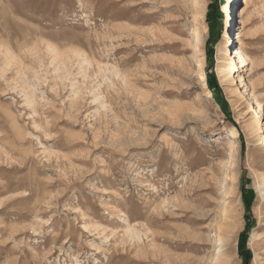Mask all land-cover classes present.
<instances>
[{
	"label": "rangeland",
	"instance_id": "rangeland-1",
	"mask_svg": "<svg viewBox=\"0 0 264 264\" xmlns=\"http://www.w3.org/2000/svg\"><path fill=\"white\" fill-rule=\"evenodd\" d=\"M244 2L0 0V264H264V0Z\"/></svg>",
	"mask_w": 264,
	"mask_h": 264
},
{
	"label": "bare ground",
	"instance_id": "bare-ground-1",
	"mask_svg": "<svg viewBox=\"0 0 264 264\" xmlns=\"http://www.w3.org/2000/svg\"><path fill=\"white\" fill-rule=\"evenodd\" d=\"M244 4L246 5L247 4V0H245V2H244ZM241 17H242V19H241V21L239 22V23H241V27L239 28V35H238V37H237V39L235 40V42L233 41L232 42V44L234 45H240L241 44V40H242V37H243V33H244V24H245V7H244V9H241ZM200 17V16H199ZM205 30V29H204ZM226 31H227V34H226V36H228V38L230 37V33H231V31H230V22H228V24H227V27H226ZM200 32H203V31H201L200 30ZM197 33V43H196V45H195V47L196 46H198V44H200V41H201V38H202V33ZM226 45H227V47H228V49H229V43H226ZM196 49V48H195ZM234 51V52H233ZM234 53V57H231V55ZM233 59H237L238 60V63L241 65L240 66V68H243V67H246V65H247V60H248V58L245 56V55H243V53H242V51L239 49V48H237V47H234V48H231L230 49V58H229V60H228V68L229 69H232L235 65H236V63L234 62L233 63ZM238 134H239V132L235 129V128H233V136L234 137H238ZM261 194H263V196H264V184H263V187H262V189H261ZM183 218V217H182ZM185 218H186V216H185ZM188 221V220H187ZM199 221V220H198ZM127 226H128V228H127V233H130L131 235H133L134 237L135 236H138V230L137 229H132L131 227H130V225H129V223H127ZM261 227H264V224H262L261 225ZM134 228V227H133ZM183 230V229H182ZM185 230V229H184ZM183 230V231H184ZM183 231H182V234H184V233H186V232H184L183 233ZM186 231V230H185ZM188 232H190V231H188ZM191 233V232H190ZM189 234V233H188ZM192 234V233H191ZM190 234V235H191ZM262 234V233H261ZM259 236H263L264 237V233L262 234V235H259ZM191 237V236H190ZM192 245H194V244H192Z\"/></svg>",
	"mask_w": 264,
	"mask_h": 264
},
{
	"label": "trees",
	"instance_id": "trees-1",
	"mask_svg": "<svg viewBox=\"0 0 264 264\" xmlns=\"http://www.w3.org/2000/svg\"><path fill=\"white\" fill-rule=\"evenodd\" d=\"M209 84L211 88H213V86L215 85L214 81H211Z\"/></svg>",
	"mask_w": 264,
	"mask_h": 264
},
{
	"label": "built area",
	"instance_id": "built-area-1",
	"mask_svg": "<svg viewBox=\"0 0 264 264\" xmlns=\"http://www.w3.org/2000/svg\"><path fill=\"white\" fill-rule=\"evenodd\" d=\"M242 16V15H241ZM240 21H241V18H240Z\"/></svg>",
	"mask_w": 264,
	"mask_h": 264
}]
</instances>
